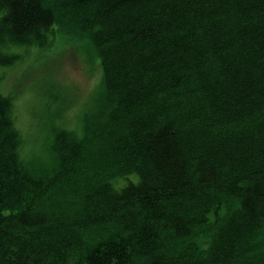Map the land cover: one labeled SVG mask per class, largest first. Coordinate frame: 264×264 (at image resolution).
<instances>
[{
  "label": "trees",
  "instance_id": "1",
  "mask_svg": "<svg viewBox=\"0 0 264 264\" xmlns=\"http://www.w3.org/2000/svg\"><path fill=\"white\" fill-rule=\"evenodd\" d=\"M54 27L102 79L39 164L0 94V264H264V0H0V65Z\"/></svg>",
  "mask_w": 264,
  "mask_h": 264
},
{
  "label": "rangeland",
  "instance_id": "2",
  "mask_svg": "<svg viewBox=\"0 0 264 264\" xmlns=\"http://www.w3.org/2000/svg\"><path fill=\"white\" fill-rule=\"evenodd\" d=\"M44 46H4L14 62L0 65V94L13 101V118L21 134L22 158L48 162L46 143L49 129H81L85 112L95 108L102 71L95 53L68 40L56 27ZM53 130V129H52ZM132 174L112 181L117 189L137 184Z\"/></svg>",
  "mask_w": 264,
  "mask_h": 264
}]
</instances>
